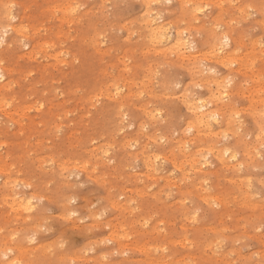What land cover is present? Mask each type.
I'll use <instances>...</instances> for the list:
<instances>
[{"label": "rangeland", "instance_id": "1", "mask_svg": "<svg viewBox=\"0 0 264 264\" xmlns=\"http://www.w3.org/2000/svg\"><path fill=\"white\" fill-rule=\"evenodd\" d=\"M149 3L0 0V66L11 82L0 90V171L12 186L0 194V264H264V134L255 116L264 101V0ZM149 9L171 32L187 31L188 54L199 51L194 64L150 48L139 22ZM213 31L232 38L229 64L207 45ZM192 66L223 80L222 111L235 128L221 134L227 139L202 136L198 147H228L241 167L235 172L203 150L211 163L206 177L195 175L177 149L192 136L183 130L181 90L208 96ZM146 109L159 115L147 121ZM153 152L163 176L145 171ZM13 196L32 201L31 210L14 213Z\"/></svg>", "mask_w": 264, "mask_h": 264}, {"label": "bare ground", "instance_id": "2", "mask_svg": "<svg viewBox=\"0 0 264 264\" xmlns=\"http://www.w3.org/2000/svg\"><path fill=\"white\" fill-rule=\"evenodd\" d=\"M156 0H154V2H155ZM158 1V0H157ZM187 1H193V2H198V0H187ZM143 2V1H142ZM149 2H153V0H144V3L146 4V5H148V3ZM144 4V5H145ZM150 4V3H149ZM145 5V6H146ZM149 6V5H148ZM148 6L146 7L147 9H148ZM6 9V8H5ZM61 9V8H60ZM150 10V9H149ZM7 11V10H6ZM8 12V11H7ZM2 13H5L4 11L2 12ZM145 15V16H144ZM8 16H9V13H8ZM143 19H140V18H138V19H140L141 21H139V22H142L141 24V27L143 26V28H144V30H145V38H146V40H147V43H148V45L150 46V48L154 51V52H157V53H162V54H165V55H175V57L177 58V59H179L180 60V62L181 61H187L188 63H191V64H194L195 63V60H196V57H197V54H198V50H196V49H193L192 50V53H189L188 54V50L190 49V48H192V46H190L189 45V40H188V37L186 36V34H184L185 32H187V31H185L184 32V28L183 29H176V30H174V32H171V29H170V27L168 26V24H166V23H163V21H160V19H161V15H160V12L158 13V12H155V13H152L151 12V10L150 11H146V14H143ZM8 18V17H7ZM9 20V19H8ZM8 22V21H7ZM139 22H137V23H139ZM131 24V23H130ZM5 25V24H4ZM140 25V24H139ZM171 26V25H170ZM134 28V27H133ZM4 29V28H3ZM1 30V29H0ZM14 31L16 30V31H19V30H17V29H13ZM2 32V31H1ZM139 32V31H138ZM137 32V33H138ZM225 37H227V44L226 45H224V47H223V49L221 50V47H220V42L225 38ZM90 40V39H89ZM94 39L92 38V41H93ZM91 41V40H90ZM229 41H232V38H231V36L230 35H228L227 33H219V32H216V31H213L210 35L208 34V38H207V42H208V46L210 47V49L211 50H213V51H215V50H217L218 49V59L220 60V62H222V63H224V64H229V62H228V56H229V54H228V50H225V48H227V47H229ZM142 42V41H141ZM128 51V50H127ZM156 54V53H155ZM1 65V64H0ZM3 66V65H2ZM192 68H195L196 70H192L191 71V73L193 74V76H194V79L196 78V81L198 82V84H201V85H204L205 87H206V92H207V98L205 97V98H198V97H195V96H192L189 92H187L186 91V89H182L181 90V95L179 96V98H180V100H181V102H182V104H183V107H184V109H185V111L187 112H185L187 115L186 116H188V118L184 121V131L185 132H187L188 134H189V131H188V129L189 128H191L192 129V131H191V134H192V136L191 137H189V139L191 140V141H187V140H184V138L182 139V140H184V142L183 141H177V143H178V150L181 152V155H182V158L184 157L185 158V160L184 161H187L188 163H189V165L188 166H190V167H188L189 168V170L190 171H192L191 173H194L195 175H200V176H203V177H206L205 175H206V173H205V169L208 167V165H209V162L211 163V161H208L210 158L208 157V159L206 158V154H209V156H211V158H214L215 160H217L218 162H220L219 164H223V165H228V166H232V168H231V171H233V167L234 168H239L238 166H239V161L237 162V163H235V160H234V162L232 161L233 159H235V154L234 153H232L230 150H229V148L228 147H226L225 145H223V144H221L222 146H218V145H216L215 143L214 144H210V145H208L207 147H206V149H203L204 147H202V149H200L198 146H200L201 145V137L202 136H204V135H207V136H210V137H218L219 135H221L222 133H225L226 134V131L228 132V129H230V131L232 130V131H234L235 132V128L234 127H232L230 124V121L228 120V119H230L229 118V116H227V114H225V112H223L222 110H223V106H224V104H223V101L222 100H216L215 99V97L216 96H219V95H222V93H223V90H224V88H225V85H224V82H223V80L220 78V77H218L217 75H216V73L215 72H212V71H205L204 72V67L202 68V66H199V67H197V66H192ZM10 71L8 70V69H6V67L4 68V67H1L0 66V90H2V89H5L4 87L5 86H8V85H10L11 84V82L9 81V78H10V73H9ZM208 72H209V74H208ZM208 76V77H207ZM224 78V77H223ZM6 81V82H5ZM5 82V83H4ZM196 82V83H197ZM133 85H135V84H133ZM227 85V84H226ZM232 85V84H231ZM126 88L127 87H129V86H125ZM135 87V86H134ZM229 87V86H228ZM119 88V87H118ZM122 88V87H121ZM116 89H117V86H116ZM118 90V89H117ZM113 91V90H112ZM115 91V90H114ZM121 91V90H120ZM139 91H140V89H139ZM135 93V92H134ZM113 94V93H112ZM132 94V93H131ZM137 94V93H136ZM140 95V94H139ZM113 97L115 98H118V99H120L121 98V93L120 92H115L114 93V95H113ZM133 98V97H132ZM186 101V102H185ZM261 110L260 111H258L256 114H255V116L257 117V127H258V130H259V133L260 134H264V133H262L261 132V123H262V121H264V101H263V99H261ZM212 104L213 105V107L212 106H210V105ZM147 110V109H146ZM155 111H157V110H155ZM143 113V112H142ZM144 113H145V109H144ZM155 112L153 111V110H147V115H148V117H146V119L147 118H149V119H152V120H154L152 117H153V114H154ZM155 114H157V113H155ZM145 115V114H144ZM213 115H215V116H217L218 117V119L217 120H211L210 119V117H212ZM145 120V119H144ZM157 120V119H156ZM162 120V119H161ZM221 120H223L224 121V125H223V128L222 129H224V130H220V126L222 125L219 121H221ZM147 121H148V119H147ZM161 122V121H160ZM231 127V128H230ZM141 128V127H140ZM122 129V127L120 128V130ZM139 131V130H138ZM231 131V132H232ZM115 132H116V130H115ZM169 132V131H168ZM233 133V132H232ZM257 133V132H256ZM225 134L224 135H221L222 137L223 136H225ZM230 135H231V133H229ZM259 134V135H260ZM186 135V134H185ZM257 135V134H256ZM187 136V135H186ZM229 136V135H228ZM227 136V137H228ZM233 136V135H232ZM262 136H264V135H262ZM150 137V136H149ZM153 137V136H152ZM152 137L150 138V139H152ZM163 137H165V135L164 136H160L159 135V139H164ZM188 137V136H187ZM260 137V136H259ZM131 138V137H130ZM153 138H156V139H158L157 137H153ZM166 138V137H165ZM224 138V137H223ZM222 138V141L225 139H223ZM241 138V136H238L237 137V140L238 139H240ZM156 139H153V141H154V143H156L157 141H156ZM233 139H234V137H233ZM130 140H136V138L135 139H130ZM217 140V139H216ZM221 140V139H220ZM164 141H165V139H164ZM172 142H173V140H171ZM174 141H175V139H174ZM185 141H187V142H185ZM121 142H122V140H121ZM127 142V145H126V148H127V146H128V141H126ZM130 142L131 141H129V144H130ZM134 142V141H133ZM189 142H191V143H189ZM241 142V141H240ZM239 142V143H240ZM242 143V142H241ZM126 144V143H125ZM125 144H123V145H125ZM218 144H219V141H218ZM122 145V146H123ZM188 145H191V146H193V147H196V148H194V149H192V150H187V147L186 146H188ZM129 147V146H128ZM148 149V148H147ZM169 149L171 150V152H172V158H170V159H168L169 161H170V163H171V166L173 167V168H177V169H179V171H184L183 169H184V167L182 168V166L184 165V164H182V161L181 162H178L177 161V157H176V155H178L177 153L178 152H176V155H175V153L173 152V150L171 149V147H169ZM146 150V149H145ZM182 150H183V153H182ZM203 150H204V152H205V155H203ZM102 153H103V151H101ZM105 152V151H104ZM142 156H144L146 153H142V151L141 152H139ZM156 153H157V151H156ZM154 154V152H153V154H150V155H147V157H146V159H145V161H144V163L143 164H145V171H148V172H146V173H149V175H156V176H161V174H162V176H163V171L160 173V169H159V165H158V162H160V161H158V159H157V157H158V155H160V153L157 155V154ZM149 154V153H148ZM133 156V155H132ZM161 156V155H160ZM133 157H136L135 155L133 156ZM142 157H140V159H141ZM163 158V157H162ZM178 158H179V156H178ZM181 158V159H182ZM206 158V159H205ZM139 159V160H140ZM180 159V160H181ZM159 160H160V158H159ZM183 161V162H184ZM58 162V165H59V163H60V161H57ZM186 163V162H185ZM187 164V163H186ZM83 166V165H82ZM227 166V167H228ZM187 167V166H186ZM225 167V166H224ZM227 167H226V169H227ZM160 168H161V166H160ZM236 168V169H237ZM241 168V167H240ZM239 168V169H240ZM147 169V170H146ZM162 169V168H161ZM186 169V168H185ZM209 169V168H208ZM223 169H225V168H223ZM173 170V169H172ZM171 170V171H172ZM188 170V171H189ZM228 170V169H227ZM226 170V171H227ZM144 171V172H145ZM174 171V170H173ZM172 171V172H173ZM187 171V174L188 173H190V172H188ZM208 171V170H207ZM219 171H222V169L221 170H219ZM226 171H223V172H226ZM213 172H216V171H213ZM212 172V173H213ZM230 172V171H229ZM233 172H235V171H233ZM232 172V173H233ZM237 172V171H236ZM242 172V171H241ZM170 173V175H171V172H169ZM184 173H186V171L184 172ZM183 172L182 173H180L181 175L182 174H184ZM204 173V174H203ZM232 173H229V174H231L232 175ZM238 173L239 172H237L236 174H237V176H238ZM2 174H5L4 175V177H2V178H4L3 180H1L2 181V183H1V186H0V194H3L2 196L3 197H5L4 195H5V191L6 190H8V189H10V188H12V186H10L9 184H10V182H11V180L9 179V177H8V175H7V173H4L3 171H0V176L2 175ZM186 174V175H187ZM207 174H209V173H207ZM217 174H218V172H217ZM225 174H227V173H225ZM224 174V175H225ZM242 173H240L239 174V177H240V175H241ZM176 175V174H175ZM193 177H194V175L193 174H191ZM191 175H189V176H191ZM219 175V174H218ZM223 175V174H222ZM228 175V174H227ZM231 175H228V178H229V176H231ZM235 175V174H234ZM245 175V174H244ZM243 174L241 175V176H244ZM159 176V177H160ZM169 176V175H168ZM180 176V175H179ZM179 176H178V178H179ZM183 176V175H182ZM191 176V179L193 178ZM199 176V177H200ZM208 176V175H207ZM216 176V175H215ZM165 178H166V176H164ZM172 177H173V175H172ZM181 177V176H180ZM184 177V176H183ZM226 177V176H225ZM233 177V176H232ZM186 178H190V177H185V180H187ZM233 178H237L236 177V175H235V177H233ZM243 178V177H242ZM13 179V178H12ZM200 180H201V178H199ZM198 179V181L196 180V182H198V184L199 185H197V186H199V188H198V190L200 189V186L202 185H200V183L201 182H203L204 181V179H202L201 180V182L199 183V180ZM209 179H210V176H209ZM246 179L248 180V178L246 177ZM245 179V180H246ZM181 179H179V181H180ZM189 180V179H188ZM228 181V183H232V184H234L235 183V185L237 184L236 182H231V181H233L232 179L231 180H229V179H227ZM236 179H234V181H235ZM240 180V179H239ZM244 180V181H245ZM230 181V182H229ZM249 181H250V179H249ZM13 182H15V179H14V181H12V183ZM180 182H182V181H180ZM183 182H185L184 180H183ZM195 182V181H194ZM206 182V181H205ZM212 182V181H211ZM190 183H192V182H190ZM189 183V184H190ZM210 183V182H209ZM212 183H214V182H212ZM211 183V184H212ZM242 183H243V181H242ZM245 183V182H244ZM243 183V184H244ZM249 183V182H248ZM247 183V184H248ZM183 183H181V185H182ZM215 184V183H214ZM9 185V186H8ZM196 185V184H195ZM213 185V184H212ZM211 185V186H212ZM230 185V184H229ZM202 186H204V185H202ZM208 186V185H207ZM206 186V187H207ZM234 186V185H233ZM238 186V185H237ZM236 186V188L238 189V187ZM195 187V186H194ZM206 187H203L202 188V190L204 189V191H205V188ZM229 187V186H228ZM245 187V186H244ZM183 188V187H182ZM185 188V187H184ZM191 188V187H190ZM190 188H189V190H190ZM209 188V187H208ZM211 188V187H210ZM249 188H250V186H249ZM187 189V188H186ZM195 189H196V187H195ZM207 189V188H206ZM231 189V187L229 188V190ZM233 190H235L234 188H232ZM245 189H246V187H245ZM187 191V192H190L191 190H192V188H191V190L190 191ZM197 190V189H196ZM208 190V189H207ZM212 190H216V189H212ZM232 190V191H233ZM243 190V189H242ZM247 190H248V188H247ZM184 191H185V189H184ZM185 191V192H186ZM183 192V191H182ZM181 192V193H182ZM192 192V191H191ZM199 191H197V193H198ZM243 192H245V190L243 191ZM242 192V193H243ZM247 192V191H246ZM249 192V191H248ZM205 193V192H204ZM199 195L201 194L200 192L198 193ZM230 195L231 194H233V193H229ZM245 194H248V193H245ZM242 195H244V194H242ZM6 196H9V195H7L6 194ZM236 196V195H235ZM245 197H247L248 195H244ZM252 196V195H251ZM250 196V197H251ZM1 197V196H0ZM234 197V196H233ZM240 197H242L241 195H240ZM202 198V197H201ZM248 198V197H247ZM246 198V199H247ZM6 198H4V200H5ZM10 199V204H9V208L14 212V213H19L20 211L22 212H26L29 208H30V205H29V201L28 200H26V198H24L23 196H13L12 198H9ZM203 199H204V201H205V203H207V204H209L212 200H213V196H212V194H206L205 196H203ZM202 199V200H203ZM242 199V198H241ZM249 199V198H248ZM244 200V199H243ZM8 201V200H7ZM6 201V202H7ZM180 203L182 202V201H179ZM222 203V201L220 202V204ZM8 205V204H7ZM183 205H184V203H183ZM181 206H182V203H181ZM185 207V206H184ZM179 209H181V207L179 208ZM179 210H177V212H178ZM182 211V210H181ZM181 213V212H180ZM184 213V211H182V214ZM186 213V212H185ZM184 213V214H185ZM189 213H190V211H189ZM187 214V213H186ZM185 214V215H186ZM181 215V214H180ZM185 215H181L183 218H185ZM186 217H187V215H186ZM178 218V217H177ZM181 218V217H180ZM191 218V217H190ZM190 218H189V214H188V219L190 220ZM185 219H187V218H185ZM187 219V220H188ZM168 220V219H167ZM191 221H192V219H191ZM214 232V231H213ZM215 232H216V230H215ZM0 235H1V233H0ZM16 247H18V249H16ZM16 247H14L15 249H16V251L17 252H19V253H22L23 252V248L20 246V245H17ZM13 262H15V261H13V260H9V262L7 263V261L6 262H4V264H13ZM29 262V263H28ZM26 264H31V262L30 261H28Z\"/></svg>", "mask_w": 264, "mask_h": 264}, {"label": "snow or ice", "instance_id": "3", "mask_svg": "<svg viewBox=\"0 0 264 264\" xmlns=\"http://www.w3.org/2000/svg\"><path fill=\"white\" fill-rule=\"evenodd\" d=\"M167 2L170 3L171 0H167ZM199 10L202 12V11H204V8H203V7H200ZM9 19H11V17H9ZM227 42H228V41H227V37H225V38L220 42L221 50L223 49L224 45L227 44ZM229 83H230V81H229ZM177 86H178V85H177ZM196 87H200V85L197 84ZM215 99L218 100V101H219V100H222L223 102L227 103V102H228V89H227V87L224 88L222 95L216 96ZM185 102H186V101H185ZM158 115H159V114H155V113H154L152 118L155 119V118H157ZM161 119H162V117H161ZM210 119H211V120H217L218 117L215 116V115H213L212 117H210ZM237 119H239V113H237ZM188 131L191 132L192 129L189 128ZM261 132L264 133V121H262V123H261ZM224 138L227 139V138H228L227 135H225ZM261 138L264 139V137H261ZM161 142H162V141H161ZM261 147L264 148V144H262ZM157 159H159V157H157ZM205 159H206V158H205ZM42 199H43V198H42ZM74 203H75V199H74V198H73L72 200L69 201V204H74ZM31 204H32V201H29V205H30V206H31ZM28 210H31V208H29ZM74 215H75L74 212H69L64 218L67 219V218H69V217H71V216H74ZM193 219H195V217H193ZM42 230H45V229H42ZM14 239H15V237H14ZM30 239H32V238H30ZM61 247H63L62 244H61ZM8 251H11V249H8ZM13 264H20V262H13Z\"/></svg>", "mask_w": 264, "mask_h": 264}]
</instances>
